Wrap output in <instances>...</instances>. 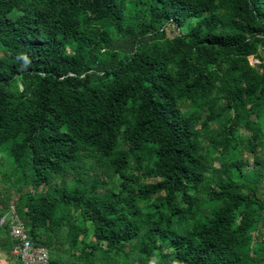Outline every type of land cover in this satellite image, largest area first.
<instances>
[{
	"label": "trees",
	"instance_id": "obj_1",
	"mask_svg": "<svg viewBox=\"0 0 264 264\" xmlns=\"http://www.w3.org/2000/svg\"><path fill=\"white\" fill-rule=\"evenodd\" d=\"M1 152L47 264H264V0H0Z\"/></svg>",
	"mask_w": 264,
	"mask_h": 264
},
{
	"label": "built area",
	"instance_id": "obj_2",
	"mask_svg": "<svg viewBox=\"0 0 264 264\" xmlns=\"http://www.w3.org/2000/svg\"><path fill=\"white\" fill-rule=\"evenodd\" d=\"M6 225L11 242L9 256L17 264H47V251L44 247L33 245L27 229L17 217L11 204L0 216V226Z\"/></svg>",
	"mask_w": 264,
	"mask_h": 264
},
{
	"label": "rangeland",
	"instance_id": "obj_3",
	"mask_svg": "<svg viewBox=\"0 0 264 264\" xmlns=\"http://www.w3.org/2000/svg\"><path fill=\"white\" fill-rule=\"evenodd\" d=\"M174 32L168 27L166 29V35L167 36H171ZM248 61L250 64H252V60L250 58H248ZM242 132V131H241ZM242 134H244V132H242ZM215 167H217V164H214ZM2 177H8L10 178L11 180H13V174L11 173V169H10V162H9V157L7 156V154L5 152H1L0 153V179ZM2 185V181L0 180V186ZM69 182H68V186H69ZM11 195H12V198H16V192L12 189V190H9ZM260 237L262 239H264V228H262L260 230V233H259ZM67 248L66 245H63L62 246V249H65ZM0 264H15L14 260H12L11 258H9V256H4V255H1L0 254Z\"/></svg>",
	"mask_w": 264,
	"mask_h": 264
},
{
	"label": "crops",
	"instance_id": "obj_4",
	"mask_svg": "<svg viewBox=\"0 0 264 264\" xmlns=\"http://www.w3.org/2000/svg\"><path fill=\"white\" fill-rule=\"evenodd\" d=\"M2 255V254H1ZM10 258V257H9ZM15 262V261H14Z\"/></svg>",
	"mask_w": 264,
	"mask_h": 264
},
{
	"label": "clouds",
	"instance_id": "obj_5",
	"mask_svg": "<svg viewBox=\"0 0 264 264\" xmlns=\"http://www.w3.org/2000/svg\"><path fill=\"white\" fill-rule=\"evenodd\" d=\"M10 257V256H9ZM13 260V259H12Z\"/></svg>",
	"mask_w": 264,
	"mask_h": 264
}]
</instances>
